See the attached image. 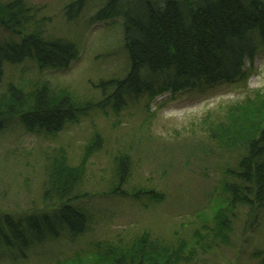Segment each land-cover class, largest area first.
<instances>
[{
    "label": "trees",
    "instance_id": "obj_1",
    "mask_svg": "<svg viewBox=\"0 0 264 264\" xmlns=\"http://www.w3.org/2000/svg\"><path fill=\"white\" fill-rule=\"evenodd\" d=\"M86 1L66 4L63 15L69 23L80 16ZM38 10L25 0L0 2V27L18 39L0 43V84L6 65L29 62L39 72H61L78 59L74 41L46 35L47 19L38 20ZM116 21L126 73L93 86L101 96L98 102L89 97L83 104L74 93L48 83L29 91L9 84L0 95V131L15 120L32 134L54 137L92 109L105 114L110 109L117 115L142 99L149 105L166 93L172 97L236 85L246 79V63L264 49V0H104L91 17L93 23ZM208 124V138L236 155L223 170L226 197L214 210L211 227L189 239L146 233L131 241H92L87 251L55 264H203L201 259L211 250L229 245V211L234 216L236 209H246L248 221L252 213L264 211V93L209 117ZM99 143L92 141L77 165L63 157L46 166L42 206L0 208V264H28L32 252L86 233L91 217L78 187ZM126 161L124 155L115 160L118 180L112 194L126 183ZM130 197L141 203V198L151 203L163 200L152 189L132 192ZM252 257L256 264H264V247Z\"/></svg>",
    "mask_w": 264,
    "mask_h": 264
},
{
    "label": "rangeland",
    "instance_id": "obj_2",
    "mask_svg": "<svg viewBox=\"0 0 264 264\" xmlns=\"http://www.w3.org/2000/svg\"><path fill=\"white\" fill-rule=\"evenodd\" d=\"M25 1L38 6V20L47 19L46 35L74 41L79 56L61 72H39L29 62L6 65L0 95L9 84L29 91L48 83L69 90L83 104L89 97L98 102L101 96L93 86L126 73L118 21L116 25L91 22L104 0H87L71 23L63 9L72 0ZM17 40L0 27V43ZM245 78L239 84L204 92L187 91L172 97L166 93L149 105L142 99L117 115L110 109L106 114L89 109L80 122L67 125L54 137L32 134L11 120L0 131V208L17 211L32 203L42 206L46 166L63 157L77 165L86 147L100 141L78 187L91 217L86 233L74 241L61 240L32 252L28 264H55L87 251L92 241H131L146 233L189 239L203 227H211L214 210L226 197L221 184L223 170L234 163L236 155L221 150L208 138L209 117L246 97L264 93V49L252 63H246ZM121 155L128 158V177L118 194H112L118 180L115 160ZM145 189L157 192L163 200L151 203L141 198V203L130 197ZM247 216L246 209H236L234 216L228 212L230 243L203 256V264H256L252 255L264 247V211L252 213L249 221Z\"/></svg>",
    "mask_w": 264,
    "mask_h": 264
}]
</instances>
